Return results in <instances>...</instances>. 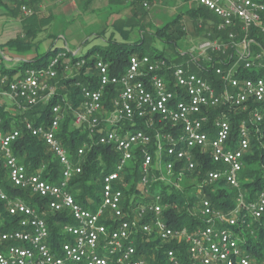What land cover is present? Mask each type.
Returning <instances> with one entry per match:
<instances>
[{"label":"built area","instance_id":"2783aa9c","mask_svg":"<svg viewBox=\"0 0 264 264\" xmlns=\"http://www.w3.org/2000/svg\"><path fill=\"white\" fill-rule=\"evenodd\" d=\"M193 1L215 20L197 25L203 39L183 53V64L136 54L114 73L110 63L96 58V86H80L82 99L72 121L87 130L89 142L75 158L80 162L96 145L116 155L115 167L100 175L98 202L85 198L82 204L71 192L82 167L56 136L63 120L59 105H52L48 127L25 121L26 131L61 167L54 183L42 177L44 166L31 172L13 154L18 131L0 130L7 181L38 200L32 206L10 198L0 183V201L15 221L0 230V264H154L155 249L147 245L156 241L165 248V264H264V188L241 187L254 183L255 176L243 172L256 151H264V1ZM28 3L19 6L24 17L33 14ZM64 59L70 71L71 58L58 52L44 68L11 80L1 77L0 101L22 111L48 103ZM138 120L144 129L135 127ZM256 166L264 180V160ZM163 186L190 189L195 203L190 217L198 225L168 224L164 214L177 206L162 194ZM226 189L235 191L229 210L210 197ZM48 214L60 228L56 237L44 218Z\"/></svg>","mask_w":264,"mask_h":264},{"label":"trees","instance_id":"16d2710c","mask_svg":"<svg viewBox=\"0 0 264 264\" xmlns=\"http://www.w3.org/2000/svg\"><path fill=\"white\" fill-rule=\"evenodd\" d=\"M35 1L31 0L28 3V7L33 10V14L28 17L22 18V36L17 37L11 41H8L6 46L9 47L12 51L18 54H28L30 51V46L35 39V34L38 30L41 29L43 24L42 19L37 18V12L35 8ZM120 1V0H119ZM132 4H137L143 8V2L153 3L155 0H131ZM191 1V0H190ZM263 2L264 0H259ZM10 2V6H8ZM26 3V0H0V5L5 6L10 9V12L13 15L21 13L20 4ZM15 7V9H14ZM187 17L194 23L195 31H200L197 25L199 23L202 26H205L208 20H215L209 12L204 11L200 7H196L191 11H188ZM39 21V22H38ZM41 22V23H40ZM203 32V31H202ZM185 34L182 24L180 23V17L164 25L162 29L155 30L154 35L159 37L165 43H173L176 37H181ZM142 43L135 42L134 44L130 43H118L113 41L112 38L109 39L105 46L94 45L90 50H88L82 56H72L71 51L66 50L65 48H58L54 44L50 46L48 51L44 55H36L34 58L27 60H21L19 62L12 63L8 65L3 61V56L0 52V78L5 77L7 80L13 79V77H22L24 72L28 69L44 68L47 66L50 59L55 56L58 52H66L67 58H71L68 61V66L72 69L70 71L65 69V59L60 62V65L57 67V75L53 84L56 86V94L48 103H39L35 107L28 108L26 110H18L16 106H8L6 103L1 102L0 104V130L3 134H7L10 131H18L19 138L11 144V151L16 156L18 161L26 166L27 169L31 172H35L41 169L42 166L45 169L42 171V177L49 180L50 182L58 181L60 177L61 167L58 165L55 157L44 143L32 137L25 127V121L31 123L33 126H43L48 127L51 120V107L52 105H59L63 113V120L59 126V130L56 134L57 138L60 141L63 149L68 150L70 156L74 163H80L82 167L81 175L73 177L74 179L71 182L72 190L71 192L76 195V198L83 204L86 202L85 198H89L98 202L99 199V189H100V175L108 171L109 167L115 160V153L113 150L108 147L94 146L92 150L87 151L81 161L79 162L76 158V152L83 144L89 142V135L86 129L83 127L75 128L73 126V111L78 108V105L81 102V92L80 86H89L94 88L96 86V77L94 69V61L96 58H102L106 63H110L111 72L117 73L121 72L122 69L126 66L127 60L130 56L135 55V50L137 47H141ZM140 55H145L143 52ZM179 61L185 59V55L182 53L179 55ZM152 58L164 59L161 54H155L154 56H149ZM48 60L46 61V59ZM83 60V65L76 68L77 62ZM181 59V60H180ZM166 60V59H164ZM168 61V60H166ZM178 64L172 63L174 65L183 64V62ZM252 74L244 73L243 76L251 77ZM109 93L106 97V106L109 108L108 100L114 91L110 88ZM136 128H143L142 121L136 122ZM148 132V131H147ZM153 134L152 132H148ZM136 155L135 163H138V154ZM264 160V151H256L255 156L246 163V169L243 173L246 176H255V181L251 185L242 184L241 187L243 190L250 189L252 191L264 188V180L261 177L260 169L257 168V163L260 165ZM3 160L1 158L0 152V183L2 189L6 195L10 198L20 197L27 201L30 205L37 203V198L35 196H30L28 192L14 187L6 179V171L2 166ZM204 163V168H210L207 164ZM193 176L197 174L192 173ZM192 174L186 173V176L191 177ZM129 176V175H128ZM127 176V177H128ZM134 187L130 188V192H127V195H131ZM162 194L165 197H168L167 200L170 201V204H174L177 207H170L165 212V217L168 218V224L174 227L178 226H194L199 224L198 219H193L190 217V211L195 206L194 198L189 197L191 194L188 187L183 186V190H176L166 186L161 187ZM235 191L231 189H226L218 192L215 195H210L213 202L216 203L217 207H220L225 210L232 209L234 207V196ZM189 201L190 204L185 203ZM4 203L0 201V230L4 228L11 227L15 225L14 218H10L7 215L6 209H4ZM44 218L50 225L51 236L56 237V233L60 228L53 225V219L55 218L52 215H46ZM159 242H151L147 247L154 248L156 258L154 264H165L163 258V251L165 248L160 247ZM157 250V251H156ZM254 250H252L253 252ZM148 252V251H147ZM148 254V262H150ZM151 263V262H150Z\"/></svg>","mask_w":264,"mask_h":264},{"label":"rangeland","instance_id":"374dc122","mask_svg":"<svg viewBox=\"0 0 264 264\" xmlns=\"http://www.w3.org/2000/svg\"><path fill=\"white\" fill-rule=\"evenodd\" d=\"M38 3L35 4L37 18L46 24L36 32L28 54L15 53L19 59L21 55L23 59L44 55L52 44L82 56L94 45L105 46L112 38L118 43H142L135 55L161 54L164 59L178 64L182 61L179 55L187 53L204 36L203 30L195 31L194 23L187 17L188 11L197 7L193 0H155L148 3L149 9L132 4L131 0H73L69 3L68 0H43V5ZM178 17L184 35L176 37L173 43H165L154 35L155 30ZM15 62L19 61L12 63ZM115 165L113 162L107 169Z\"/></svg>","mask_w":264,"mask_h":264},{"label":"crops","instance_id":"0c3cea01","mask_svg":"<svg viewBox=\"0 0 264 264\" xmlns=\"http://www.w3.org/2000/svg\"><path fill=\"white\" fill-rule=\"evenodd\" d=\"M17 1L19 2V0ZM38 1V4L43 5V0H36L35 4ZM69 2H73V0H68V3ZM7 4L8 6L11 5L10 2H8ZM22 18V13H17L16 15H13L10 12V9L6 8L3 5H0V52L3 56V61L7 64V66L11 65L13 61L27 60L35 57L30 56L29 58L25 57L27 59H23L24 56L21 55V59H19V56L16 55L14 51L9 49L8 46H6L8 41L22 36ZM2 102L8 104L5 100H3Z\"/></svg>","mask_w":264,"mask_h":264}]
</instances>
